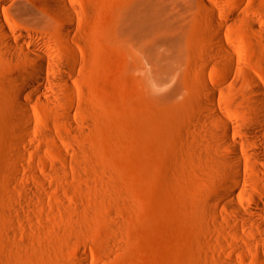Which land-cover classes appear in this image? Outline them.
<instances>
[{
	"label": "rangeland",
	"instance_id": "374dc122",
	"mask_svg": "<svg viewBox=\"0 0 264 264\" xmlns=\"http://www.w3.org/2000/svg\"><path fill=\"white\" fill-rule=\"evenodd\" d=\"M134 1L74 0L79 15L64 36L61 20L33 0H0L2 19L27 34L22 45L45 54V66L50 59L65 64L71 84L57 86L52 106L28 87L27 126L15 103L14 73L30 57L0 51V264H80L82 249L93 264L264 263V249L257 246L256 260L244 241L250 233L238 223L221 226L218 241L209 199L229 175L215 167L212 123L200 116L212 108L205 83L231 86L235 77L223 79L206 56V2L221 3L233 17L217 15L222 33L264 84V37L242 20L249 16L264 28V0H161L160 11L147 1L138 9L144 40L128 41L114 19ZM159 18L169 23L166 40L155 30ZM240 83L243 90L238 82V97H228L223 110L237 124L250 117L253 89L246 78Z\"/></svg>",
	"mask_w": 264,
	"mask_h": 264
},
{
	"label": "bare ground",
	"instance_id": "6f19581e",
	"mask_svg": "<svg viewBox=\"0 0 264 264\" xmlns=\"http://www.w3.org/2000/svg\"><path fill=\"white\" fill-rule=\"evenodd\" d=\"M33 1L42 7L43 13L51 20L60 19L59 31L64 36L69 34L74 19L79 15L74 0ZM152 1L157 5L159 11L164 10L160 5L161 0H135L132 5L118 10L114 19V28L119 36L121 35L128 41L130 39L131 41L144 40V19L139 15L138 9L142 5L145 6L146 2L151 3ZM206 3L208 4V18L203 23L202 36L206 56L216 68L223 69V79L226 80L229 76L231 78L233 73L235 75L231 80V86H225L222 81H207L205 83L206 90L202 92L205 101L212 107L204 108L200 116L204 118L205 122L212 123V126L208 128L212 130L211 134L215 138H211L213 139L212 148L216 153L214 164L220 172L229 175L228 177L224 175L223 187L214 191L209 199L215 207L210 221L220 244L223 242L220 227L240 224L250 233V237H244L245 240H243L252 247L250 252L253 251L255 254L253 257L258 260L257 246L260 245L264 249V84L257 75L243 66L240 61L241 51L236 48L229 37L222 33L220 27L222 24L217 19V15L222 16L225 21H229L233 17L224 10L221 3ZM242 18L249 29L258 33L260 37H264V28L258 26L253 18L249 16H242ZM165 23L163 19L159 18L155 30L159 35L158 38L166 40L169 38V23ZM0 33V43L5 45L4 48H0V51L9 55L18 54V56L30 57L27 67L14 73L17 79L14 97L15 103L21 111V120L25 125L31 126L30 105L23 99L28 87L35 88L31 96L34 95L48 106L54 105L59 95L57 86L60 83L66 87L71 86L65 75L66 65L54 63V60L50 59L49 65L45 66L43 62L47 59L46 55L35 47H24L21 39L27 34L15 32L7 21L2 19L1 14ZM16 33L19 36L17 38H15ZM242 78L248 79L253 84L250 98L246 102L251 113L247 121L237 124L236 121H231L223 110L227 111L233 101V99H227L228 97H238L233 92V89L237 88L238 82V88L243 90V85L240 83ZM61 114L73 129L78 128L72 121L70 111H64ZM219 127L222 129L220 133L214 131ZM16 144L24 146V140L17 138ZM225 145L230 147V152H221ZM33 151L38 154V149ZM63 157H67V155ZM7 170L9 173H15L14 168L10 165ZM24 189L28 190V187H24ZM231 213H235L236 218L232 217ZM80 264H93L89 259L88 252L84 249L81 250ZM258 264L264 263L258 261Z\"/></svg>",
	"mask_w": 264,
	"mask_h": 264
}]
</instances>
